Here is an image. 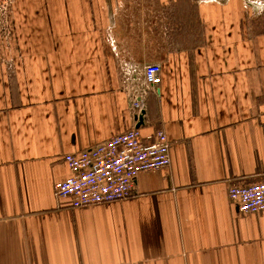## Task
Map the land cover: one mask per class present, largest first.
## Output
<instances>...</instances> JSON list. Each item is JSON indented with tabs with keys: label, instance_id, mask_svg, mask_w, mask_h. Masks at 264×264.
Segmentation results:
<instances>
[{
	"label": "crops",
	"instance_id": "1",
	"mask_svg": "<svg viewBox=\"0 0 264 264\" xmlns=\"http://www.w3.org/2000/svg\"><path fill=\"white\" fill-rule=\"evenodd\" d=\"M133 127L164 130L168 167L121 200L55 196L64 154ZM259 181L264 0H13L0 18V264H264V210L227 195Z\"/></svg>",
	"mask_w": 264,
	"mask_h": 264
},
{
	"label": "built area",
	"instance_id": "2",
	"mask_svg": "<svg viewBox=\"0 0 264 264\" xmlns=\"http://www.w3.org/2000/svg\"><path fill=\"white\" fill-rule=\"evenodd\" d=\"M12 3L13 0H0V18L6 17ZM160 80L159 64L148 63L143 67V78L137 88L131 91L128 87L131 111L135 114L143 111L146 92ZM169 146L163 129L142 136L139 128L133 127L92 147L66 153L62 159L71 175L56 182L53 192L57 197H70L73 207L127 198L139 173L170 165ZM227 195L239 212L264 210V181L231 183Z\"/></svg>",
	"mask_w": 264,
	"mask_h": 264
},
{
	"label": "rangeland",
	"instance_id": "3",
	"mask_svg": "<svg viewBox=\"0 0 264 264\" xmlns=\"http://www.w3.org/2000/svg\"><path fill=\"white\" fill-rule=\"evenodd\" d=\"M249 1H253V0H249ZM254 3V2H253Z\"/></svg>",
	"mask_w": 264,
	"mask_h": 264
}]
</instances>
